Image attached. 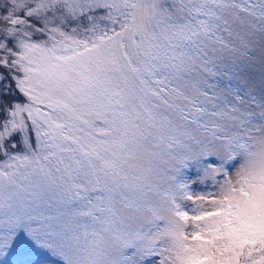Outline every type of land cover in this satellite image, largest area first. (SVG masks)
<instances>
[{
	"label": "snow or ice",
	"instance_id": "snow-or-ice-1",
	"mask_svg": "<svg viewBox=\"0 0 264 264\" xmlns=\"http://www.w3.org/2000/svg\"><path fill=\"white\" fill-rule=\"evenodd\" d=\"M0 264H264V0H0Z\"/></svg>",
	"mask_w": 264,
	"mask_h": 264
}]
</instances>
